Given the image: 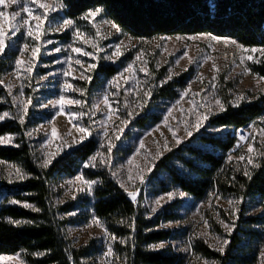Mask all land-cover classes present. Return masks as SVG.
<instances>
[{
  "label": "rangeland",
  "instance_id": "obj_1",
  "mask_svg": "<svg viewBox=\"0 0 264 264\" xmlns=\"http://www.w3.org/2000/svg\"><path fill=\"white\" fill-rule=\"evenodd\" d=\"M42 2L49 7L37 9L34 4L28 5L38 15L47 14L39 40L27 35V26L22 25L20 17L11 21L13 30L18 28L19 31L14 35L9 31L12 14L20 12L22 17H27L23 12L24 0L8 3L7 7L0 5L5 12V16L0 17V27L6 33L8 45L5 52L0 53V107L3 108L0 116L8 113L0 124L8 122L19 128V133L3 136L11 139L0 147L18 148L25 144L33 166L41 170L82 144L94 142L95 150L90 157L101 154L91 162L94 166H84L90 162L89 157L74 175L60 178L50 189L49 210L60 224L67 245L89 249L84 264H129L128 239H113L104 221L94 215L93 193L102 180L90 179L89 175L99 174L122 190L134 206L142 209L146 218L162 214L167 205L175 204L170 208L175 219L159 226L168 230L170 237L153 250L175 256L176 264H217L202 259L195 253L194 246L202 243L221 253L218 249L227 247L239 215L262 218L261 223L252 228L257 237L243 242H247L245 246L248 244L250 253L254 254L252 264H264V200H242L220 193L216 188L195 199L167 184L166 192L159 191L157 182L151 181L155 164L166 154L185 144L207 149L197 140L200 136L222 137L228 132L233 133L236 141L234 149L224 155L222 172L245 175V171L249 173L255 167L264 156V79L253 74L250 66L264 63V54L251 52L252 48L242 47L231 39H213L214 36L206 34L134 39L113 29V23L102 10L94 21L84 19L87 13L94 11L90 10L71 19V27H62L63 21L69 19L62 4L58 0ZM32 23L34 26L39 22ZM77 30L82 33L80 37L73 36ZM117 46L119 56L114 55ZM33 48H38L39 52L34 53ZM73 48H80L82 52H73ZM249 56L253 59H248ZM241 57H244L243 63ZM17 59L22 61L19 67ZM77 60L81 63L77 64ZM214 65L218 70H214ZM99 67H111L115 73L100 75ZM29 68L32 70L28 71ZM96 77L97 86L92 85ZM170 81L182 82L176 89V97L156 99L157 90ZM61 97L65 98L63 105L58 103ZM69 100L81 103L69 104ZM252 103L260 104L263 111L241 129L246 140H239L236 132L211 124V120L227 108ZM205 114L208 119L199 129L194 127L198 117ZM145 116H152V121L145 127H137L136 120ZM80 128L87 130L82 141L80 137L84 134ZM74 140L79 143H73ZM249 145L254 149L252 153L248 152ZM54 153L56 155L52 156ZM46 157L51 163L43 167ZM249 157L253 165L247 163ZM174 166L184 172L179 164ZM17 170L23 179L16 174ZM78 175L82 180L76 181ZM26 178L18 164L0 161V186L11 187ZM159 178L164 179L162 175ZM88 182H94L90 190ZM128 192H135L136 199L132 200ZM15 196L14 191L3 189L0 209L6 206L32 209L31 205L24 207L27 203ZM14 200L18 203H11ZM225 225L231 227V232ZM224 241L228 243L225 245ZM109 249L111 255L105 256ZM0 257L11 258L0 260V264H26L22 253Z\"/></svg>",
  "mask_w": 264,
  "mask_h": 264
},
{
  "label": "trees",
  "instance_id": "obj_2",
  "mask_svg": "<svg viewBox=\"0 0 264 264\" xmlns=\"http://www.w3.org/2000/svg\"><path fill=\"white\" fill-rule=\"evenodd\" d=\"M58 1L64 8L65 16L72 20L100 8L123 34L134 39L206 34L231 39L245 48H264V0ZM250 70L264 79V63L253 64ZM97 72L112 76L115 70L99 67ZM97 79L92 81V85L98 83ZM181 85V81L168 82L157 90L156 99L175 98L176 89ZM2 110L0 107V113ZM262 111L258 103L227 108L214 117L211 124L237 132L258 118ZM151 121L152 116H145L136 120V126L145 127ZM17 133L19 128L16 125L8 122L0 124V137ZM197 140L207 149L185 144L157 161L151 181L157 182L159 191L166 192L168 186H175L185 195L199 199L208 190L216 188L220 193L242 200H264V156L249 175H226L222 172L223 160L224 155L235 147L233 133L228 132L222 137L200 136ZM94 150V142L88 141L39 170L33 166L25 144L18 148L0 147V161L18 164L27 175L23 182L11 187L0 186V195L3 189L14 191L17 200L32 206L30 210L16 206L0 209V256L22 253L26 264H84L89 257V249L70 248L67 245L60 232V224L49 210L48 197L52 185L60 178L74 175ZM174 164L182 166L184 172ZM160 175L164 179H160ZM89 178L102 180L93 193L94 215L104 221L110 235L128 239L126 250L130 257L129 264H176L175 256L166 251L153 250L155 245L170 237V232L159 226L175 219V214L170 211L175 204L167 205L162 214L146 218L142 209L134 206L111 181L99 174H90ZM261 221L260 217L239 215L237 226L223 253L214 252L202 243H197L194 251L202 259L217 264H252L254 254L250 253V247L248 244L245 246L247 242L243 241L257 237V232L252 228Z\"/></svg>",
  "mask_w": 264,
  "mask_h": 264
},
{
  "label": "snow or ice",
  "instance_id": "obj_3",
  "mask_svg": "<svg viewBox=\"0 0 264 264\" xmlns=\"http://www.w3.org/2000/svg\"><path fill=\"white\" fill-rule=\"evenodd\" d=\"M17 2V0H0V5H2L3 7H7L8 6V3H15ZM34 4L36 6L37 9H45V8H48L49 6L45 3L42 2V0H24V7H23V12L27 14V17H22L21 16V13L20 12H16L14 14L11 15L10 17V23H9V31L12 32V34L14 35L15 34V31H19V29H15L13 30V25L11 24V21L12 20H16L17 17H20V19L22 20V25L23 26H27V35L32 37L34 40H39L40 38V35H41V26H42V23H43V20L46 18V13H44L43 15H38L35 13V10L33 8H30L28 5L29 4ZM101 12V9L100 8H96L94 11H91L89 13H87L84 17V19H89L91 18L93 21L95 19V17ZM5 16V12L3 11L2 8H0V17H4ZM32 21H38L39 23H36L34 26H33V23ZM73 24V21L71 19H66L63 21V25L62 27H71ZM33 27H35V34L33 33ZM111 27L113 29H116L117 31H119V29L117 28V26L115 24H111ZM82 35V33L79 32V30H77L76 32L73 33V36L74 37H80ZM213 39H216L215 37H213ZM233 43H235V41H233ZM7 43H6V33L5 31L3 30L2 27H0V53H3L5 52L6 48H7ZM27 47V46H25ZM239 47V46H238ZM32 51L34 53H37L39 52V49L38 48H33ZM57 51H59V49H57ZM73 52H77V53H81L82 52V49L80 48H73L72 49ZM251 52H256V51H260L262 54H264V48L262 49H256V48H252L250 49ZM84 55H89L88 53H82ZM114 55L116 56H119L121 55L120 51H119V46H117V51L114 52ZM185 56H187V52L184 53ZM137 59H140V56L138 55L137 56ZM248 59H253V57L249 56ZM244 61V57H241V63H243ZM191 62V61H190ZM22 61L17 59L16 61V64L17 66L19 67L21 65ZM77 64H80L81 62L79 60L76 61ZM91 67H95V65H92ZM132 66L129 65V69L131 68ZM214 70H218L215 68V65L213 66ZM32 69L29 68L28 71H31ZM128 69H126L127 71ZM245 71L247 72L248 69H245ZM65 75H68L67 72H65ZM115 79V78H114ZM112 83V82H110ZM115 86L118 87V84H116ZM147 94V93H146ZM239 99H244V97H240ZM65 102V98L64 97H61L60 98V101H58V103H60L61 105H63ZM67 103L71 104V103H81L80 101H67ZM105 103L107 104V99L105 98ZM217 104L219 105L220 104V101H217ZM223 110V107L221 105V111ZM25 111H26V108H25ZM8 116V113H4L3 116H0V120L6 118ZM21 119V122H23V117H20ZM208 119V115H202V116H199L198 119H197V122L196 124L194 125V127H196L197 129H199L201 126H202V122L207 120ZM56 130L53 129V132H55ZM79 131L84 134L80 137V140L82 141L83 139H85L86 137V134H87V130L84 129V128H80ZM189 136L192 135L191 131H188L187 133ZM173 135L175 136V133H173ZM11 139V137H0V144H4L6 143L7 141H9ZM241 139H243V137H241ZM179 142V141H178ZM73 143H79V141H73ZM71 145H69L70 147ZM111 150V146H109V151ZM254 151L253 147L251 145L248 146V152L249 153H252ZM56 154H52V156H55ZM101 155L100 153H97L96 155L90 157V162L85 164L84 166L85 167H90V166H94V164H92L91 162L92 161H95L97 156ZM231 159V157L229 158ZM240 159H244V157H241ZM103 162V161H101ZM51 163V159L49 158H45L44 161H43V167H47L49 164ZM131 163V161H130ZM247 163L249 165H253L254 164V161L251 157H249ZM20 179H23V176L20 175V172L19 170H17V173H16ZM245 175H249V173L247 171H245ZM76 181H80L82 180V177L81 176H77L76 178ZM69 184L73 183L72 181H69L68 182ZM91 183H94V182H88L89 184V190L91 188ZM121 187H124V185L122 184ZM81 191H83V189H80ZM125 191H127V189L125 188ZM128 196L132 198V200H135L136 199V193L135 192H128ZM11 203L15 204V203H18L17 201H11ZM157 204H159V201L156 202ZM24 207H30V205L28 204H24L23 205ZM35 210V209H34ZM156 209L153 208V211H155ZM95 223H99L98 221H94ZM17 223H19L17 221ZM223 223V222H222ZM90 226V225H89ZM226 228H228L229 232H231V227H229L228 225H225ZM113 239H115V237H113ZM228 243V241H224V244L226 245ZM163 245H160L159 247H162ZM219 251H221V253H223V247L219 248L218 249ZM105 256H108V255H111V249H109L108 252L104 253ZM262 256H264V253H262ZM7 259H11L10 257H0V260H7Z\"/></svg>",
  "mask_w": 264,
  "mask_h": 264
},
{
  "label": "built area",
  "instance_id": "obj_4",
  "mask_svg": "<svg viewBox=\"0 0 264 264\" xmlns=\"http://www.w3.org/2000/svg\"><path fill=\"white\" fill-rule=\"evenodd\" d=\"M237 136H238V139L241 140V141H244L247 139V136L246 134L242 131V130H238L236 132ZM241 137H243V139H241Z\"/></svg>",
  "mask_w": 264,
  "mask_h": 264
}]
</instances>
